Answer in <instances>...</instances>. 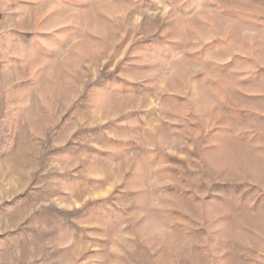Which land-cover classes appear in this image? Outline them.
<instances>
[{
	"label": "rangeland",
	"instance_id": "374dc122",
	"mask_svg": "<svg viewBox=\"0 0 264 264\" xmlns=\"http://www.w3.org/2000/svg\"><path fill=\"white\" fill-rule=\"evenodd\" d=\"M0 264H264V0H0Z\"/></svg>",
	"mask_w": 264,
	"mask_h": 264
}]
</instances>
